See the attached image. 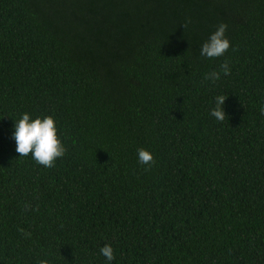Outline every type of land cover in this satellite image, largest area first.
I'll list each match as a JSON object with an SVG mask.
<instances>
[{"label":"trees","instance_id":"obj_1","mask_svg":"<svg viewBox=\"0 0 264 264\" xmlns=\"http://www.w3.org/2000/svg\"><path fill=\"white\" fill-rule=\"evenodd\" d=\"M261 106L264 0H0V264H264ZM24 112L52 167L14 151Z\"/></svg>","mask_w":264,"mask_h":264},{"label":"clouds","instance_id":"obj_2","mask_svg":"<svg viewBox=\"0 0 264 264\" xmlns=\"http://www.w3.org/2000/svg\"><path fill=\"white\" fill-rule=\"evenodd\" d=\"M227 25L218 24L216 29L209 33L207 39L200 46V55L206 59H213L220 56L229 49L230 43L225 36ZM221 72L227 75L229 67L227 63L220 65ZM220 73L211 72L205 79L215 81L219 79ZM226 95H217L213 100V107L209 110V115L216 121L225 120L223 105ZM260 111L264 114V106ZM10 139L14 142V151L19 156L31 154V158L45 168L53 166V162L64 155L65 148L57 136V128L51 116L31 117L29 113H21L15 120L10 130ZM152 155L145 149H137V160L140 164L148 165L152 162ZM100 255L105 258L106 264H112L114 253L111 245L105 244L99 249Z\"/></svg>","mask_w":264,"mask_h":264}]
</instances>
